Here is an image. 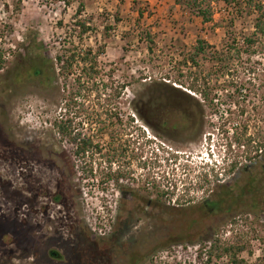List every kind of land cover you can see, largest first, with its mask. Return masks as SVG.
<instances>
[{"label": "rangeland", "instance_id": "rangeland-1", "mask_svg": "<svg viewBox=\"0 0 264 264\" xmlns=\"http://www.w3.org/2000/svg\"><path fill=\"white\" fill-rule=\"evenodd\" d=\"M17 1L0 0V264H137V252L145 256L139 264H204L198 250L216 235L245 246L240 258L248 264H264V202L255 211L203 222L194 242L171 238L177 234L172 213L190 217L224 188L237 193V172L264 162V146L250 161L233 144L245 130L254 145L264 142V35L255 32L253 19L215 1L208 23L177 0H83L79 16L78 0L69 7L58 0ZM79 19L92 27L83 41ZM248 38L255 43L247 48ZM199 41L205 51L196 64L187 62ZM73 45L94 48L100 74L65 115V98L77 84L75 76L61 78L55 58ZM42 55L49 75L37 78L30 66L41 64ZM196 80L218 100L204 101L186 88ZM241 80L246 91L236 106L223 104L224 89ZM162 82L194 96L201 125L191 140L159 133L142 118L148 86ZM61 118L99 143L102 154L76 157L55 128ZM212 146L226 150L229 160L220 169L204 165ZM88 165L92 175L82 170ZM110 169L124 175L117 186L104 180ZM101 211L112 225L104 236L93 231Z\"/></svg>", "mask_w": 264, "mask_h": 264}, {"label": "trees", "instance_id": "trees-1", "mask_svg": "<svg viewBox=\"0 0 264 264\" xmlns=\"http://www.w3.org/2000/svg\"><path fill=\"white\" fill-rule=\"evenodd\" d=\"M23 1L25 0H18L15 4H21ZM58 1H62L65 6L69 7L75 0ZM205 1L206 0H177V4L180 5L183 8V11L187 12L190 16L201 18L204 23L213 20L214 14L211 9L213 1L222 3L227 8L235 5V14H238L239 17L246 16L252 18L254 21L255 32L264 35V0H208L209 3L206 7L204 6ZM78 4L77 16L81 15L84 10V1L78 0ZM142 14L143 13L141 12V15ZM75 27L78 28L77 38H79L80 41H83L85 35L92 30V27L88 25L87 21L82 19H79L77 23H75ZM254 43L255 40L253 38H248L245 46L248 48ZM199 44L200 45L196 48V53L190 55L187 62L193 64L197 63L196 57L201 52H204L206 48L204 47V42L199 41ZM233 48L235 49L236 47L234 46ZM238 51H240V49ZM2 55L3 53H0V68H3L4 66ZM42 60L41 64L35 62L30 66V70H32L37 78L46 77V71L48 70L45 68L46 63L48 62L45 55H42ZM55 60L59 75L65 82H67L71 76H75L74 82L77 84V89L74 92H69L65 98V115H69L71 114L72 108L75 107L77 103V96H80L83 91L85 92V88H87L86 85H88V90L91 92L93 87L90 88L89 84H96V79L100 74L98 69V54L94 53L93 47L80 49L73 45L72 48H69L62 53H58ZM53 67H50L49 69L51 70ZM77 67L81 68L79 72L76 70ZM83 77L87 83L85 80L82 81ZM246 82L247 80H241L239 85H236L235 89L232 91H229L227 88L224 89L227 91L225 93L226 101H222V103L236 106V100L240 97L242 91H246ZM124 87L125 85H122V89H124ZM186 88L195 94H199L204 101L210 100L212 103L215 100V97H210L211 93L208 92L209 90H212V88L208 85L202 87L197 80L191 81ZM218 93L222 94V90ZM146 96L147 100L143 103V108L140 111V114L152 129H155L154 119H157V123L164 128L168 126L171 117L180 120L178 121L179 124L182 120H185L187 113H190L193 110L194 104L191 102L194 100V96L167 82L149 85ZM154 106H156V109ZM54 125L60 138L66 139L72 144L76 157L85 159L86 157H93L95 154H102L103 149L101 145L94 142L91 136H82L80 133H74L71 119H56ZM246 134V130L241 135L237 133V137L233 144H237L239 147L243 146L244 151L248 155L247 157L251 160L252 157L249 154L254 150L258 151L260 147L264 146V142L254 145L253 137L249 135L247 136ZM147 142L152 143L154 141L151 138H147ZM229 145L227 146L228 149L231 146ZM173 156L178 158L177 153H173ZM112 158H114V156ZM109 163L112 164L113 161L111 160ZM236 166L237 162H231L230 169H234ZM82 170L83 172L86 171L88 175H92L94 169L92 165H88L87 168L82 167ZM118 170L119 169H110L107 173H104V180L107 179L108 182H113L115 186L119 185V180L123 178L124 175ZM236 175L237 181L235 184L238 189L237 193L224 188L223 193L218 195L215 200L208 201L203 205L198 206L196 209L198 210L197 213L191 211L190 217H187L184 214L172 213L171 216L175 219L174 224H176L175 228H177V234L173 235L171 238H176V236H178L183 242H194L202 236L200 227L203 222L212 219L214 216H219L220 214H230L232 216L233 213H240L244 210H258L260 208V203L264 202V162L255 171L242 169L238 171ZM105 183L106 182L102 180V184ZM162 195H165V192ZM137 199L145 201L146 204L151 202L150 200L149 202L147 199H143V197L139 195H137ZM152 204L155 206L157 205L153 202ZM210 242L209 245H202L197 253V258L200 261H203L204 264H217L218 260L227 255L230 256L228 264H248L244 259L240 258V254L245 250V246L227 244L217 235ZM161 245L162 247L166 246V241H163ZM52 254L58 256V253L55 251H52ZM136 259L137 264H139L145 259V256L137 252V258L134 259V262H136Z\"/></svg>", "mask_w": 264, "mask_h": 264}, {"label": "flooded vegetation", "instance_id": "flooded-vegetation-1", "mask_svg": "<svg viewBox=\"0 0 264 264\" xmlns=\"http://www.w3.org/2000/svg\"><path fill=\"white\" fill-rule=\"evenodd\" d=\"M49 75V71H46V77H48ZM193 110L190 113H187V116L185 117V120H182L181 123L178 124V122L176 121L177 119L174 117H171L169 119V123L168 126L162 128V126L157 123V119H154L155 122V129L160 133L161 132H167L169 135H179V137L183 140H191L196 133H199L200 130V117L198 115V113H196L194 111L195 105H197V103H193ZM154 108L156 109V106H154ZM145 121V120H144ZM182 136V137H181ZM251 136V135H249ZM250 160V159H249ZM251 161V160H250ZM175 201V200H174Z\"/></svg>", "mask_w": 264, "mask_h": 264}, {"label": "built area", "instance_id": "built-area-1", "mask_svg": "<svg viewBox=\"0 0 264 264\" xmlns=\"http://www.w3.org/2000/svg\"><path fill=\"white\" fill-rule=\"evenodd\" d=\"M215 100H218V99H215ZM231 133L233 134V130L231 131ZM212 151H214L213 146H212ZM204 156H205L204 161L211 162V158L209 157V154L207 152L204 154ZM111 230H112V225H111L110 216L105 211H101L99 214V217L97 218V223L95 227L93 228V231L100 236H104Z\"/></svg>", "mask_w": 264, "mask_h": 264}, {"label": "clouds", "instance_id": "clouds-1", "mask_svg": "<svg viewBox=\"0 0 264 264\" xmlns=\"http://www.w3.org/2000/svg\"><path fill=\"white\" fill-rule=\"evenodd\" d=\"M207 153L209 154V157L211 158V162L205 161L204 165L207 166L208 168H219L220 169L223 166H225L226 162H228V159H226L227 157L226 151L222 152L221 150H218L217 152H215L211 150Z\"/></svg>", "mask_w": 264, "mask_h": 264}]
</instances>
